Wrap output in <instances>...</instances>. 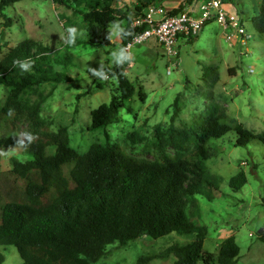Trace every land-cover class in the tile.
I'll return each instance as SVG.
<instances>
[{"label":"rangeland","instance_id":"1","mask_svg":"<svg viewBox=\"0 0 264 264\" xmlns=\"http://www.w3.org/2000/svg\"><path fill=\"white\" fill-rule=\"evenodd\" d=\"M114 1L127 3V0ZM130 1H133L129 2L133 8L153 2L167 12L182 6L188 10L194 8L196 13L200 0ZM260 2L233 0L228 4L232 15L245 22L250 34L245 44L226 41L221 27L211 21L193 40L179 38L176 66L167 71L171 63L152 38L134 45L127 55L124 54L118 41L125 20L111 25L110 46L97 47L87 40L88 23L72 10L56 7L51 0H20L0 13V60L24 40H35L55 51L52 59L55 55H66L69 57L67 63L52 60V66L55 73H65L69 79L25 88L20 98L32 106L39 105L38 116L52 131L66 126L69 144L79 153L88 150L93 143L109 142L121 146L136 158L152 160L155 131L159 128L162 133H169L189 128L204 114L211 101L209 95L224 107L230 125L241 124L254 134L264 133V32L256 31L251 19ZM123 11L131 14L129 9ZM59 14L74 21L75 40H83V43L66 45L67 38L72 37L66 33ZM122 56L127 58L120 62ZM116 64L122 65L125 75L134 83V95L129 100H121L123 106L119 109L117 122L92 129V110L109 102L112 94L120 98V92L116 90L117 78L108 70ZM210 65L217 67L218 78L213 84L203 75L204 67ZM6 90L0 85V100ZM175 99L177 104L174 106ZM29 126L26 116L19 117L11 126L0 123V138L18 130H28ZM207 146L213 156L206 164L221 181L208 194L196 195L199 210L190 217L191 221L208 229L203 249L214 253L211 264H219V246L225 238L233 236L239 246L236 264H264V242L259 240L264 233V145L251 142L239 146L235 132L229 131L220 138L209 140ZM9 149L8 155L0 156V215L5 200L20 190L10 172L11 157L31 158L22 148L1 147L0 151L9 152ZM167 151L172 153L173 149L168 147ZM53 152V146L46 148V154ZM240 171L245 173L246 183L239 191H233L229 179ZM193 238L190 234L172 232L157 239L143 235L125 245L116 241L107 245V254L95 264H135L140 256L156 255L170 245L185 244ZM0 252L4 256L1 264L21 263L14 246H0ZM174 260L175 257L169 254L151 258L145 264H173ZM197 264L204 263L199 261Z\"/></svg>","mask_w":264,"mask_h":264},{"label":"trees","instance_id":"2","mask_svg":"<svg viewBox=\"0 0 264 264\" xmlns=\"http://www.w3.org/2000/svg\"><path fill=\"white\" fill-rule=\"evenodd\" d=\"M18 1L0 0V13ZM113 1L51 0L56 7L70 9L88 23L87 40L97 47L112 44L110 27L113 24L126 21L121 45L138 30L130 27L131 15L115 8ZM182 11L183 7L179 6L168 13ZM58 17L68 33L74 21L65 14ZM252 23L256 31L264 32V0ZM70 40L66 41L69 47L83 43V40L74 43ZM52 54L55 51L42 43L24 40L0 60V85L7 89L0 100V123L11 126L21 116L30 121L28 130L0 138V148H22L31 156L26 160L10 159V172L20 190L7 198L1 208L0 246H14L20 254V264H95L107 254L106 247L113 242L125 245L143 235L157 239L178 232L194 238L185 244L170 245L156 255L140 256L135 264H145L151 258L169 254L175 257L173 264L199 261L211 264L214 253L203 249L208 229L190 219L199 210L196 195L208 194L221 181L206 164L213 156L207 143L233 131L239 146L251 142L264 145V133L254 134L241 124L230 125L224 107L209 95L211 101L204 114L189 128L169 133H162L159 128L155 131L152 160L136 158L109 142L93 143L88 150L79 153L69 144L66 126L52 131L38 116L39 105L32 106L20 98L25 88L69 79L65 73H55L52 66V60L67 63L69 57L55 55L52 59ZM16 61L30 67L21 68ZM108 70L117 78L120 98L112 94L109 102L92 110V129L117 122L123 106L121 100L131 99L135 92V85L125 75L121 64ZM203 75L211 84L215 83L217 67H204ZM176 104L177 99L174 106ZM29 134L34 136L30 144ZM17 141H23L26 146L17 145ZM48 146L54 147L52 154H46ZM168 147L173 149L172 153L167 151ZM245 183L243 171L230 177L228 182L233 191H239ZM259 240L264 242V233ZM238 255L239 246L235 238L229 236L219 246L217 261L236 264ZM3 260L0 252V264Z\"/></svg>","mask_w":264,"mask_h":264},{"label":"built area","instance_id":"3","mask_svg":"<svg viewBox=\"0 0 264 264\" xmlns=\"http://www.w3.org/2000/svg\"><path fill=\"white\" fill-rule=\"evenodd\" d=\"M114 6L121 9L123 4L116 2ZM197 7L196 13H188L187 9H183L181 13L169 14L153 2L143 6L130 22V27L138 30L122 45L123 51L127 55L134 45L152 38L161 46L162 53L171 63L167 66V71H170L178 60L179 38L196 36L211 21L218 23L225 40L231 44H245L249 39L244 20L230 14L223 0H201Z\"/></svg>","mask_w":264,"mask_h":264},{"label":"clouds","instance_id":"4","mask_svg":"<svg viewBox=\"0 0 264 264\" xmlns=\"http://www.w3.org/2000/svg\"><path fill=\"white\" fill-rule=\"evenodd\" d=\"M116 8V7H115ZM68 33L71 35L72 39L69 41L70 43H74L75 42V36H76V28L74 27H69L67 29ZM122 47V45H121ZM123 50V49H122ZM124 52V51H123ZM125 54V52H124ZM126 55V54H125ZM127 57L126 56H122L121 58V61L120 62H123L124 59H126ZM16 63H18L20 65L21 68H24V69H28L30 67L29 64H20V61H16ZM90 71H95L94 69H90ZM9 115H11V110L9 111ZM28 144H30L31 142H33L34 140V136L32 134H29L28 137ZM17 145L19 146H26L24 145V142L23 141H17ZM11 152V149H9V152H4V151H0V156H4V155H8L9 153Z\"/></svg>","mask_w":264,"mask_h":264},{"label":"crops","instance_id":"5","mask_svg":"<svg viewBox=\"0 0 264 264\" xmlns=\"http://www.w3.org/2000/svg\"><path fill=\"white\" fill-rule=\"evenodd\" d=\"M261 1V0H260ZM115 2H117V1H113V3H112V5L114 6V3ZM129 2H133V1H130V0H127V3H123V7L120 9V10H127V9H129V11L128 12H131V14H129L128 13V16H130L131 17V19H133V17H134V15H135V13L134 12H136V11H140L141 9H142V7L143 6H145V4H143L141 7H139L140 5H137L136 6V8H133V4L132 3H129ZM233 3V2H232ZM228 4H230V3H226V6L228 7ZM185 9V8H184ZM229 10V9H228ZM229 13L230 14H232L231 13V11L229 10ZM258 14V10H257V12H256V14H255V16ZM254 17V16H253ZM252 17V18H253ZM251 18V19H252ZM118 42H121V39H119V41Z\"/></svg>","mask_w":264,"mask_h":264}]
</instances>
